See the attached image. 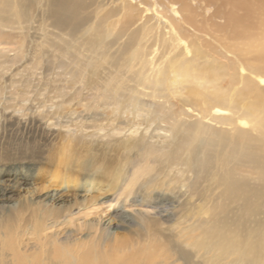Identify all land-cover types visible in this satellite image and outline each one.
<instances>
[{
    "label": "bare ground",
    "instance_id": "1",
    "mask_svg": "<svg viewBox=\"0 0 264 264\" xmlns=\"http://www.w3.org/2000/svg\"><path fill=\"white\" fill-rule=\"evenodd\" d=\"M153 7L150 27L134 31L133 11ZM181 9L192 11L185 0H0L1 23L40 19L43 42L62 63L98 81L97 98L120 123L108 136L128 132L100 152L118 153L116 166L88 160L84 177H71L79 201L53 194L54 209H23V223H37L28 244L15 225L5 227L0 264H264V74L228 84L223 65L202 70L201 51L189 57V46L176 47L186 29ZM164 18L170 30L163 24L155 34ZM261 37L248 50L264 53ZM152 156L156 168L145 164ZM85 186L100 192L86 196ZM184 213L188 224L160 226L164 215ZM130 215L136 235H117L113 222Z\"/></svg>",
    "mask_w": 264,
    "mask_h": 264
},
{
    "label": "rangeland",
    "instance_id": "2",
    "mask_svg": "<svg viewBox=\"0 0 264 264\" xmlns=\"http://www.w3.org/2000/svg\"><path fill=\"white\" fill-rule=\"evenodd\" d=\"M185 1L191 4L192 11L183 12L181 9L185 17L179 19L186 23V29L183 23L181 31L184 35L176 47L184 49V46H189V57L196 49L201 51L202 70L207 64L213 68L223 65L225 68L222 69L232 75L226 78L228 84L232 77L239 81L241 76L256 79V75L264 74L258 70L264 68V53L254 48L248 50L246 45L261 39L264 34V0ZM178 5L176 3L175 7ZM138 8L145 6L138 5ZM152 9L140 16L137 10L133 11L134 31H143L147 24L150 27L151 21H146L155 15L154 7ZM228 14L231 15L228 17ZM40 21L0 22V237L4 238L3 231L7 225H15V229L24 233L26 244L28 238L34 236L30 232L37 223L35 220L23 223L24 218H28V210L23 209H54L55 202L49 200L53 194L73 204L79 201L78 192L82 190L70 180L84 175L81 163L95 160L101 164L105 160L109 161L105 165L116 166L118 153L110 151L106 156L100 152L128 134L108 136L120 123L117 119L114 121L108 100L106 105L104 96L97 98L96 93L100 91L98 81H92L86 71L80 70L77 74L76 67L62 63L64 54L51 50L43 42V30L40 28L43 23ZM162 21V24L157 22L161 25L154 30L155 34L158 30L163 31V24L164 30H170L171 20L164 18ZM173 32V35L178 34L177 30ZM164 36L171 38L169 34ZM191 41L195 42L194 47ZM201 42L204 44L200 45ZM170 50L174 53L173 49ZM246 92L250 96H259L248 92V88ZM106 113L110 114L108 119L100 120ZM99 126L106 129L97 131ZM158 161L152 156L145 164L156 168ZM94 178L97 181L101 179L99 175ZM85 188L87 192L83 190L82 193L86 196L100 192ZM168 215L160 219V226L173 227L179 221L183 224L178 225L183 226L189 222L185 217L187 213ZM130 219L132 222H113L112 229L117 235H136L134 232L140 226H135L132 215ZM137 221L140 220L135 219ZM79 222L77 218L75 223ZM82 233L86 235L87 232L84 230ZM2 250L0 245V258ZM10 257V251H6L4 258L10 261Z\"/></svg>",
    "mask_w": 264,
    "mask_h": 264
}]
</instances>
